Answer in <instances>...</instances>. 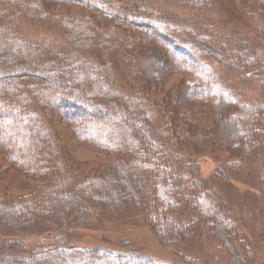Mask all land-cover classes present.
Masks as SVG:
<instances>
[{"label": "trees", "instance_id": "16d2710c", "mask_svg": "<svg viewBox=\"0 0 264 264\" xmlns=\"http://www.w3.org/2000/svg\"><path fill=\"white\" fill-rule=\"evenodd\" d=\"M159 1L0 0V178L16 172L35 184L26 195L0 187V227L23 232L38 219L51 228L74 226V220L81 226L92 207L128 203L142 210L159 237L161 231L186 241L191 222L226 247L236 243L231 211L213 190L195 194L202 181L183 152L219 148L240 158L255 145L264 98L252 103L243 95L246 87L233 81L250 69L264 88V47L242 36L221 50L216 41L224 32L199 14L211 0H178L163 10ZM179 2L195 15L177 12ZM240 6L258 34L264 0ZM45 26L52 33L40 41L24 33ZM212 62L231 64L233 81L222 79ZM129 73L139 91L127 81ZM168 75L180 82L149 104L146 98L153 89L163 91ZM57 116L75 140L107 155L108 166L71 158L55 129ZM223 166L231 177L234 167ZM223 172L213 176L220 180ZM179 204L190 222L175 223ZM21 253V240L0 238V264H172L137 250L71 246L63 233Z\"/></svg>", "mask_w": 264, "mask_h": 264}, {"label": "rangeland", "instance_id": "374dc122", "mask_svg": "<svg viewBox=\"0 0 264 264\" xmlns=\"http://www.w3.org/2000/svg\"><path fill=\"white\" fill-rule=\"evenodd\" d=\"M176 1L178 0L159 1L156 7L163 10L172 7V3ZM211 1L210 8H205L204 12H199V14H202L203 20L213 27L216 22L220 31L224 32L225 36H219L221 39L216 41L221 50L226 51L232 48L233 41H241L244 37L250 39L257 47H264V25L257 34L252 25L253 18H249V14L241 12L240 3L251 5V0ZM179 4L174 5L177 12L187 16L193 15V13L195 15L192 8L187 5L181 6L183 4L179 6ZM259 18L258 23L262 24L261 19H264V15ZM24 26L27 25L24 24ZM45 27L25 28L24 33L29 40L40 41L45 34L52 33L47 26ZM224 54L227 53L224 52ZM112 60L116 61V59ZM210 66L219 72L218 75L222 79L228 77L227 81L228 79L233 81L234 68L231 64H224L222 67L219 63L212 62ZM236 76L233 84L240 82L243 84L244 90L246 87L243 95L247 96L249 101L253 103L264 98V88H259L256 85L257 75L255 72L248 69L247 72L237 73ZM166 78L167 83L163 85V91L159 92L153 89L146 98L149 104L151 102L159 103L168 89L173 88L181 79L179 75H168ZM127 81L135 89L140 90V85L133 81L131 73L127 75ZM209 123L210 121L206 120L204 125L207 127ZM54 126L62 146L75 161L83 166H95L96 164L97 168L108 166L107 160H105L107 155H103L94 145L75 140L73 134L69 133L62 124L59 116L56 117ZM253 128L257 135L251 144L255 145H251L247 149L243 147L242 141L241 147L244 150L239 152L240 158L232 156L230 151L227 153L219 148L208 149L199 155H193L189 151L183 152L187 159L190 158L196 162L199 179L202 181L201 188H195V194L203 189L213 190L218 196L217 199H221V206H225L227 210L231 211L232 215L230 216H233L235 231L234 242H236L234 245L230 243V246H224L223 242L212 237L205 226L191 223L184 204H179V207L172 213L178 215L174 217L175 223L190 222L186 224V229L184 228L190 234L185 239L186 241L175 240L161 231L159 232L160 237L155 235L142 210L128 203L114 210L98 206L92 207L88 223L81 226L78 225L77 220H74L71 222L76 223L74 226L67 224L66 227H62L54 224L55 228H51L49 227L50 223L47 222V225L45 221L38 219V225L35 223L33 227L23 232L12 233L0 227V238L21 240L25 247V253H21L23 255L39 245L51 242L54 234L63 233L66 242L71 246H103L137 250L149 259L165 260L172 264H264V181L261 180L264 177V122L256 123ZM242 154L243 158H241ZM223 165L234 167L231 177L223 172L226 168ZM222 166L224 169H221ZM219 171L223 172L224 178L217 180L213 174ZM34 185L16 172L7 173L5 177L0 178L1 190L6 189V191L15 194L26 195L34 188ZM153 212L154 210L152 215ZM231 240L232 238H230ZM118 243L122 244L117 245Z\"/></svg>", "mask_w": 264, "mask_h": 264}]
</instances>
